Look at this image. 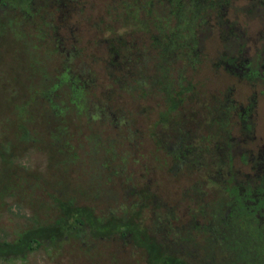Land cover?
Listing matches in <instances>:
<instances>
[{
	"label": "rangeland",
	"instance_id": "1",
	"mask_svg": "<svg viewBox=\"0 0 264 264\" xmlns=\"http://www.w3.org/2000/svg\"><path fill=\"white\" fill-rule=\"evenodd\" d=\"M262 65L264 0H0V242L68 203L105 227L0 264H151L123 221L187 264H264Z\"/></svg>",
	"mask_w": 264,
	"mask_h": 264
},
{
	"label": "trees",
	"instance_id": "2",
	"mask_svg": "<svg viewBox=\"0 0 264 264\" xmlns=\"http://www.w3.org/2000/svg\"><path fill=\"white\" fill-rule=\"evenodd\" d=\"M100 224L90 210L74 207L73 204L68 203L62 207L61 215L54 225L32 227L14 242H0V256L22 254L42 241H52L72 231L79 232L85 228H88L91 234L98 235L105 230V227ZM111 228L118 231L121 238L132 239L138 247L144 250L151 264H187L181 259L163 253L160 244L143 234L135 225L123 221Z\"/></svg>",
	"mask_w": 264,
	"mask_h": 264
},
{
	"label": "flooded vegetation",
	"instance_id": "3",
	"mask_svg": "<svg viewBox=\"0 0 264 264\" xmlns=\"http://www.w3.org/2000/svg\"><path fill=\"white\" fill-rule=\"evenodd\" d=\"M244 63H242L239 58L237 57H231L228 61V65L230 66V68H234L236 70V68H239L241 67V65H243ZM248 68L245 70L246 71V77L248 79H251L254 78V79H259L261 78L260 80H264V71H260L258 69H260L261 67L264 69V65H262L260 68H253V67H249L247 66ZM253 68V69H252ZM233 69V70H234ZM232 70V69H231ZM233 70L231 72H233ZM264 219V218H263Z\"/></svg>",
	"mask_w": 264,
	"mask_h": 264
}]
</instances>
